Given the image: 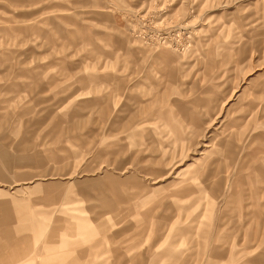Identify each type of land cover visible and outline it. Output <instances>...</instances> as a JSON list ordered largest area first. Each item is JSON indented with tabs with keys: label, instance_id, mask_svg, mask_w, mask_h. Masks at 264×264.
I'll use <instances>...</instances> for the list:
<instances>
[{
	"label": "rangeland",
	"instance_id": "rangeland-1",
	"mask_svg": "<svg viewBox=\"0 0 264 264\" xmlns=\"http://www.w3.org/2000/svg\"><path fill=\"white\" fill-rule=\"evenodd\" d=\"M71 257L264 264V0H0V264Z\"/></svg>",
	"mask_w": 264,
	"mask_h": 264
},
{
	"label": "bare ground",
	"instance_id": "bare-ground-1",
	"mask_svg": "<svg viewBox=\"0 0 264 264\" xmlns=\"http://www.w3.org/2000/svg\"><path fill=\"white\" fill-rule=\"evenodd\" d=\"M135 71H136V70H135ZM5 220L8 221V219H6V218H5ZM19 221H20V220H19ZM22 221H23V220L21 219V222H22ZM26 222H27V221L24 220V221H23V224H22V225L24 226V229L27 227V226H26V225H27ZM41 228H42V227H41ZM67 262H68V264H78V263H79V262H78L75 258H73V257H71V259H69Z\"/></svg>",
	"mask_w": 264,
	"mask_h": 264
}]
</instances>
